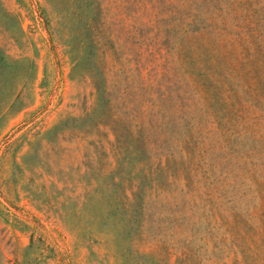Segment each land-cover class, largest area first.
I'll list each match as a JSON object with an SVG mask.
<instances>
[{
    "label": "rangeland",
    "instance_id": "obj_1",
    "mask_svg": "<svg viewBox=\"0 0 264 264\" xmlns=\"http://www.w3.org/2000/svg\"><path fill=\"white\" fill-rule=\"evenodd\" d=\"M0 264H264V0H0Z\"/></svg>",
    "mask_w": 264,
    "mask_h": 264
}]
</instances>
